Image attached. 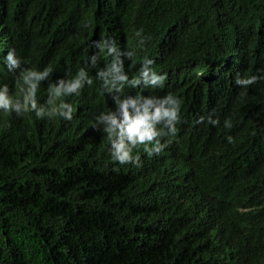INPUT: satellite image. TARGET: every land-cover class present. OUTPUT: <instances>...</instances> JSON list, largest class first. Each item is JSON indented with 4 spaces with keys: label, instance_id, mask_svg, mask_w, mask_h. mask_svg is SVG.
Masks as SVG:
<instances>
[{
    "label": "trees",
    "instance_id": "obj_1",
    "mask_svg": "<svg viewBox=\"0 0 264 264\" xmlns=\"http://www.w3.org/2000/svg\"><path fill=\"white\" fill-rule=\"evenodd\" d=\"M102 38L136 52L130 78L144 56L167 73L143 91L182 99L178 134L141 167L113 163L91 127L113 107L99 82L65 98L71 121L0 113V264H264V81L235 83L264 72V0H0V82L18 92L10 48L51 80L92 54L103 68Z\"/></svg>",
    "mask_w": 264,
    "mask_h": 264
},
{
    "label": "clouds",
    "instance_id": "obj_2",
    "mask_svg": "<svg viewBox=\"0 0 264 264\" xmlns=\"http://www.w3.org/2000/svg\"><path fill=\"white\" fill-rule=\"evenodd\" d=\"M137 36L141 37V45L146 44L147 40L141 32ZM93 46L111 57V62L99 68L100 56L92 54L85 60L88 67H80L75 75L66 72L64 77L55 80L50 79L53 76L51 66L43 69L25 67L28 61L22 59L15 48H10L2 61L9 73L17 74L18 92L13 95L9 84L0 82V113L15 114L17 117L32 113L38 120H51L58 116L71 121L74 108L65 102V98L79 97L85 87L99 82L101 91L111 96L113 107L96 115L91 127L106 137L108 156L113 163L141 167V148L148 157L159 155L177 136L183 101L172 92L162 96L144 94L143 90H163L168 80L167 73L161 74L154 69L155 60L144 56L139 71L130 78L125 70V62H131L129 70L134 67V50L123 51L114 38H102L95 41ZM92 69H96L95 80L90 75ZM258 81H264V72L245 78L237 74L235 83L246 88ZM44 82H48L47 96L41 101L38 91ZM126 89L141 91L130 95L125 94ZM205 120L213 126L221 123L219 118H213V114L201 116L198 123ZM223 127L231 129L232 121L226 118ZM226 139L229 144L233 143L231 135Z\"/></svg>",
    "mask_w": 264,
    "mask_h": 264
}]
</instances>
